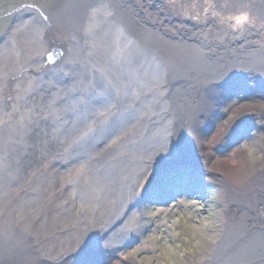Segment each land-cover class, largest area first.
<instances>
[{
	"label": "bare ground",
	"instance_id": "obj_1",
	"mask_svg": "<svg viewBox=\"0 0 264 264\" xmlns=\"http://www.w3.org/2000/svg\"><path fill=\"white\" fill-rule=\"evenodd\" d=\"M60 13L63 31L52 39L36 16L11 32L10 67L39 64L46 72L34 81L48 86L27 99L35 82L18 81L9 112L0 87V264H39L76 251L109 257L105 251L141 234L143 212L126 215L141 192L181 165L225 193L220 231L197 263L264 264V170L241 179L237 161L210 167L214 149L202 148L225 85L241 78L264 91V0H62ZM55 44L63 56L49 65L45 55ZM7 74L0 72V83ZM243 112L251 113L242 105L230 122ZM39 119H51L53 131L40 150L44 162L25 175L17 159L29 129L21 123ZM49 142L56 152L46 151ZM149 161L157 166L142 181L138 169ZM65 187L79 200H66Z\"/></svg>",
	"mask_w": 264,
	"mask_h": 264
},
{
	"label": "rangeland",
	"instance_id": "obj_2",
	"mask_svg": "<svg viewBox=\"0 0 264 264\" xmlns=\"http://www.w3.org/2000/svg\"><path fill=\"white\" fill-rule=\"evenodd\" d=\"M61 2L62 0H0V46L3 43L8 46L6 48L7 53H0V72L5 75L9 72L0 86L2 87L1 93L4 94L1 104H3L6 112L11 111L12 104L16 101L18 81H24L26 85L32 79L35 82L33 88L31 87L29 90V95L26 96L27 99L31 98V93H34L35 99L39 98L40 92L46 88V85L48 86V83H44L42 78L34 81L36 76L41 77V74L46 72L41 65H36V67H41L39 70L35 66L27 64L20 70L10 67L9 64L15 56L16 45V43L13 45L14 48L9 47L12 44L10 41L13 39L11 32L14 31L17 24L32 21V18L36 16L39 18V21H35L38 24L37 27L42 28L45 25L44 37L52 39L54 35H57L58 30L63 31L57 16L61 14ZM30 26L32 27V25ZM17 33L20 36L26 35L21 30H17ZM28 36L31 34L29 33ZM34 37L33 40H30H36L37 37ZM18 38L20 37L15 38V42ZM55 45H52L54 46L53 49L49 47L45 55L49 65L55 62L48 61H56L63 56L61 46ZM54 50L59 51V56L52 60L50 54ZM11 74H17V76ZM244 81L238 78L228 85L224 84L217 106L211 114V123L204 129L202 148L212 146L214 149L213 156L208 157L210 167H214L213 164L216 159L237 161L235 167L239 171V177L245 180L254 172L264 170L261 169V165L264 164V91L262 93L261 89L257 87L253 89V86H248ZM19 84L23 86V83ZM44 96L42 102L47 100L46 95ZM42 102L40 100V104ZM242 105L246 111L253 113L250 115L245 112L239 113L236 122H230L232 116L238 112V107ZM52 123L51 119L21 123L29 129L27 133H24L26 144L20 143L19 150L23 152L17 159L21 171L25 175H29L37 165L44 162L40 150L43 143L47 144V138H50L49 135L53 131L54 124ZM219 128L223 133L222 136H214L217 129L218 132L220 131ZM225 128L226 131L224 132ZM53 143L49 142L48 148H46L47 152L57 151V146ZM152 163L149 161V164H142L139 167L138 171L143 172V174L138 173L139 179L143 181L147 169L150 170V167L157 166L156 162ZM54 165L56 171L65 174L57 162ZM171 167L170 169L167 168L168 170L165 172L161 171L163 173L160 174V177L151 181L152 183L150 182L145 187L144 191L141 192L142 194H139L137 209L127 210L128 218H131L136 210L143 212L141 214H143L144 223L143 226L140 225V235L127 238L120 246L111 248V250H115L111 253H109L111 250L105 251L109 257L101 259L100 256L93 257L91 253L76 251L70 253L69 256L60 258L56 256L54 259H50L48 256L41 258L39 264H108V262L109 264H196L201 260L204 251L213 245L218 231H220L221 219L225 210V193L217 182L207 179L203 174H198L192 168L183 165ZM59 180L58 178L57 183H55L57 186H61ZM89 187L91 188V186ZM64 190L63 197L66 200L74 199L77 201L81 197H77L78 194H76L73 198L74 194L70 188L65 187ZM113 196L115 197L114 191L112 195L109 196L108 194L110 201L115 199ZM128 200L129 197H126V204ZM81 210L80 207L77 209L78 212ZM74 215L77 216L79 213ZM11 218L14 221L13 217ZM32 220L30 228L35 227L36 224V219ZM28 237L36 240L33 234ZM30 249L34 251L35 247H30ZM84 250L86 249L82 247L80 251ZM206 261L208 262V260ZM206 261L204 262L207 263ZM26 263L28 264L25 261Z\"/></svg>",
	"mask_w": 264,
	"mask_h": 264
},
{
	"label": "water",
	"instance_id": "obj_3",
	"mask_svg": "<svg viewBox=\"0 0 264 264\" xmlns=\"http://www.w3.org/2000/svg\"><path fill=\"white\" fill-rule=\"evenodd\" d=\"M59 56V51L58 50H54L51 54H50V59H55Z\"/></svg>",
	"mask_w": 264,
	"mask_h": 264
}]
</instances>
